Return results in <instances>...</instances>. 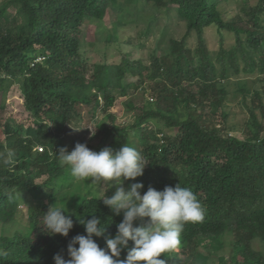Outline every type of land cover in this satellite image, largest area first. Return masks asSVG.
<instances>
[{
  "label": "trees",
  "instance_id": "1",
  "mask_svg": "<svg viewBox=\"0 0 264 264\" xmlns=\"http://www.w3.org/2000/svg\"><path fill=\"white\" fill-rule=\"evenodd\" d=\"M221 1L229 0H0V110L9 87L16 84L31 121L21 131L0 120V154L14 152L11 165L0 163L1 224L15 220L25 195L64 201L68 191L58 196L55 190L57 184L69 187L72 178L58 157L64 148V126L79 117V105L92 104L100 108L103 119L93 136L96 143L87 146L99 151L128 145L148 163L142 176L124 185L141 182L143 194L149 186L163 190L180 183L205 209L202 221L184 225L178 248L160 255L165 264H204L207 257L198 248L205 240L219 242L227 233L232 236V255L218 256V263L264 264V255L251 247L256 238L264 243V0L243 4L246 17L238 14L231 20L222 13ZM171 10L185 31L181 37H170L165 52L154 51L147 64L123 53L116 62L104 59L89 65L81 52L83 20L103 24L114 12L116 19L104 39L110 47L120 44L118 34L124 26L141 22L147 37L159 15L168 18ZM209 27L219 37L214 57L204 38ZM165 30L161 28L156 47ZM224 32L232 37L229 46ZM192 35L193 48L187 44ZM241 72L257 76L259 86L250 94L245 134L238 138L225 126L224 82ZM127 76L136 82L127 81ZM127 88L137 92L124 102L131 119L118 122L110 111V91ZM240 92L245 98V90ZM217 113L220 125L215 123ZM36 145L43 151L35 150ZM42 176L45 180L36 183ZM69 195L67 215L74 226L68 236L45 234L39 224L49 207L31 204L27 230L0 235V251L6 253L0 264H55L57 253L68 259L72 237L86 234L79 218L93 215L107 225L103 236L94 237L106 247L105 237L116 233L123 213L115 215L100 197L72 191ZM126 253L123 250L120 259Z\"/></svg>",
  "mask_w": 264,
  "mask_h": 264
},
{
  "label": "clouds",
  "instance_id": "2",
  "mask_svg": "<svg viewBox=\"0 0 264 264\" xmlns=\"http://www.w3.org/2000/svg\"><path fill=\"white\" fill-rule=\"evenodd\" d=\"M70 127L78 131L85 126ZM87 127L91 138L97 128ZM37 148L43 151L41 146L34 147ZM58 157L60 165L69 169L75 181L87 182L91 178V184L107 183L109 188L115 185L111 196L104 194L100 199L111 212L115 215L123 213V217L117 224L116 233L105 237L106 247H101L94 239L104 235L106 223L95 215L79 218L86 234L72 237L67 245L69 258L57 253L53 257L55 264H165L158 257L177 248L184 225L204 219L205 209L195 193L180 183L174 187L166 185L163 190L149 186L143 194L141 182L130 183L127 189L124 187L125 181L142 176L148 164L134 147L121 145L118 149L104 147L94 151L86 143L77 142L70 152L61 148ZM13 158L14 152L9 150L0 154V163L11 165ZM67 212V206L51 204L43 213L39 224L41 230L49 236L60 234L67 237L74 226ZM145 218V223L134 226V221H144ZM129 241L132 242L131 248L128 247ZM125 249L126 256L120 259ZM3 255L6 253L0 251V256Z\"/></svg>",
  "mask_w": 264,
  "mask_h": 264
},
{
  "label": "rangeland",
  "instance_id": "3",
  "mask_svg": "<svg viewBox=\"0 0 264 264\" xmlns=\"http://www.w3.org/2000/svg\"><path fill=\"white\" fill-rule=\"evenodd\" d=\"M256 0H229V1H221L220 9L222 13L225 15L227 20H231V18L235 15H240L246 17L245 12H243V4L245 6L253 5ZM146 8H150L149 5L145 4ZM245 10H248L245 9ZM13 13V10H10V14ZM116 16L114 12H109L105 18V22L103 24L92 22L89 20H83L80 25V46L81 52L87 58L89 65L94 62H101L104 59L108 61H118L121 54L128 53L129 57L132 59H142L146 64L149 62L150 55L155 51L157 54H163L165 52L167 41L170 37H181L185 31L184 24L178 20L175 16L174 11L171 10L169 12L168 18H166L163 14H160L158 17L157 24H153L151 33L147 35V37H143L145 25L141 22L134 23L133 25L124 26L120 29L118 34V39L120 44L118 46H110L107 47L105 45V35L108 29L111 27L112 22ZM165 27L166 35L163 40L156 47L155 43L160 35L161 28ZM204 38L210 49L212 56L214 57L215 53L219 47V37L216 34L214 28L209 27L204 31ZM225 46H229L233 41L232 37L224 32ZM128 40V42H127ZM143 43V46L140 44ZM196 40L192 35L187 39V44L191 48L195 45ZM156 48V49H155ZM127 81L136 82L134 77L127 76ZM224 85L228 91L225 105L223 109L227 113V119L225 122L227 132L229 134L236 136L238 138H243L245 134V125L248 119L247 108L250 105V94L252 90L258 88L259 81L258 77L255 75H246L244 73H239L236 77L231 76ZM240 89L245 90V98L243 93L240 92ZM111 94L114 96V103L110 108V111L115 115L116 120L118 122H125L131 119L130 113L126 111L124 102L131 95L136 94V90L134 88H127L124 91L120 89H112ZM94 93V90H92ZM146 97L150 95L148 92L145 93ZM100 104L102 103L101 94L97 95ZM79 117L73 119L70 123L64 126L63 132V147L67 148L70 152L74 149L75 144L80 142L81 140L85 143L94 144L96 140L93 139V136L89 137V129L87 126H91L93 128H97V124L100 123L103 119V114L100 108L90 105H79L78 106ZM215 123L218 125L221 124L220 115L217 113L214 117ZM0 120L2 122L6 121L13 126V128L21 127V131H24V128L30 124V119L28 118V114L25 111L20 91L16 84H13L9 87V90L6 93L4 99V105L0 110ZM152 125V124H151ZM72 127H84L81 130H73ZM232 130H231V129ZM97 131V129H96ZM165 132L171 130L164 128ZM42 147V145H38ZM38 152H41L38 148L36 149ZM51 151V149H50ZM52 152V151H51ZM46 176H42L35 180L36 183H42L45 180ZM91 178L87 182L85 181H75L71 178V185L69 187L65 186L63 189L60 188L61 185L57 184L55 187L56 193L58 196H61L63 193H67L64 201H60V199L55 200V202L44 195H40L39 200H36V197L32 195H25L19 201V215L9 224H1L0 223V235H12L15 232H25L27 230V219H26V210L28 206L36 205L39 203H44L48 207L55 203L57 205L67 206L66 203L69 198V193L75 192L81 195H90L96 197H102L104 194L106 196H111L115 192L116 186L109 188L107 183H99V184H91ZM70 184V183H68ZM127 189L128 187L124 185ZM69 188V189H68ZM68 214L70 212V207L67 206ZM147 218L144 221L137 220L134 221L136 226H140L142 223H145ZM232 236L230 234H225L220 238L219 242H209L205 240L200 248L201 254L206 256L207 259L204 264H220L217 261L218 256H225V258H229L232 255ZM251 247L254 250L260 251L264 255V243L258 238L251 241ZM178 248V247H177ZM159 258V257H158ZM160 259V258H159ZM196 264H199L198 262ZM201 264V263H200Z\"/></svg>",
  "mask_w": 264,
  "mask_h": 264
},
{
  "label": "built area",
  "instance_id": "4",
  "mask_svg": "<svg viewBox=\"0 0 264 264\" xmlns=\"http://www.w3.org/2000/svg\"><path fill=\"white\" fill-rule=\"evenodd\" d=\"M41 150V148H39Z\"/></svg>",
  "mask_w": 264,
  "mask_h": 264
}]
</instances>
